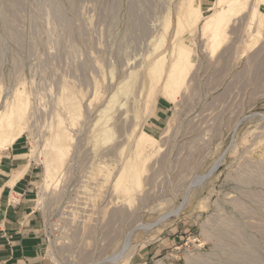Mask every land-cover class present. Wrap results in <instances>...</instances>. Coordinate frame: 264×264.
<instances>
[{"label":"rangeland","instance_id":"rangeland-1","mask_svg":"<svg viewBox=\"0 0 264 264\" xmlns=\"http://www.w3.org/2000/svg\"><path fill=\"white\" fill-rule=\"evenodd\" d=\"M186 3L0 0V115L22 106L0 130L22 134L0 147V194L23 195L44 264H264V8L250 25L249 0L216 52L202 21L185 29L173 103L148 69L163 38L166 77ZM143 127L157 141L138 159Z\"/></svg>","mask_w":264,"mask_h":264},{"label":"bare ground","instance_id":"bare-ground-1","mask_svg":"<svg viewBox=\"0 0 264 264\" xmlns=\"http://www.w3.org/2000/svg\"><path fill=\"white\" fill-rule=\"evenodd\" d=\"M248 1L249 0H215V1H210L209 2L210 4H207L206 2H204V0H187L186 5L184 6L186 12L185 10H183L184 12L182 11L180 12V14L184 13L183 16L182 15L180 16L178 14L179 20L176 30V37L180 39H177L179 41V42L177 41L178 43L177 46L175 44L176 47L173 52V60L171 61L170 66L167 68L166 77H163L165 73L166 57L164 58L163 54L158 55V51L161 50V46H163L165 40H163V38H160L161 40L158 42V44L157 45L155 44L156 46L154 45V50L152 51L151 56L150 54L148 55L150 57L155 56V58L151 60L148 69V74H149L148 79H150L149 81L151 87L152 85L153 86L155 85L154 87H152V89H155L156 84L163 82L162 90L165 96H167L169 99L170 98L173 99L179 96V92L182 89L186 77L189 73V70L192 66L190 47L185 39H181V35L184 33L185 29L188 28V26L190 27H192V25L195 26L199 21H202L204 23V25L202 26L203 31L205 32L204 34L208 35V41L210 42V49L212 50V52H216L221 47L222 43L225 42L224 41L225 38H228L226 37L225 34L231 20L236 18L239 15V13H241V11L245 9ZM206 5L208 7L207 11L204 10V6ZM216 5L218 6V8L216 10H213L214 6ZM261 8H264V0H254L253 6L252 8H250L251 11L249 16L250 25H252L254 19L261 14V11H259V9ZM187 30L189 31V29ZM258 35H260V31H258ZM258 35L255 33V35H252V38L256 39ZM21 95L22 94L19 93L17 95V98L20 99ZM118 95L117 94L113 95L107 108H111V105H114L116 103L115 100ZM171 99L170 101H172ZM172 102L174 103V101ZM11 106H12L11 107L12 110H10V112L0 115V130L4 122H7L8 123L7 125H9L10 127L13 124V119L15 118L16 113H18L19 110L21 112L22 106L20 105H11ZM112 108H114V106ZM110 132L111 129L109 128L106 129L104 127H101L97 137L106 136V138H108ZM21 137H22L21 132L13 133L5 138H2L0 133V147H3L4 150L10 149L11 147L17 145V143L21 140ZM155 139L147 132L146 127L141 128V132L137 140V144H136L137 146L134 152V156L139 159L142 156V153H144L143 152L144 149H146L147 147L151 148L152 146H154V144L157 141ZM54 150H56L55 152L57 153L60 162H62L66 156V152L68 149L65 150L62 147L60 148L54 147ZM139 161L141 162V160ZM51 171H52V165H48L46 179H51V173H50ZM140 174L141 173L138 170L137 163L129 165L128 169H123L121 175L116 181L115 183L116 190L120 192L121 195L127 197V199H130L133 190L140 185Z\"/></svg>","mask_w":264,"mask_h":264},{"label":"crops","instance_id":"crops-1","mask_svg":"<svg viewBox=\"0 0 264 264\" xmlns=\"http://www.w3.org/2000/svg\"><path fill=\"white\" fill-rule=\"evenodd\" d=\"M13 195L0 194V264H44L38 223L23 207V195Z\"/></svg>","mask_w":264,"mask_h":264}]
</instances>
